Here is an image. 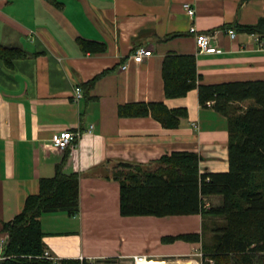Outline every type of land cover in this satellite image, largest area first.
<instances>
[{
  "label": "crops",
  "instance_id": "crops-1",
  "mask_svg": "<svg viewBox=\"0 0 264 264\" xmlns=\"http://www.w3.org/2000/svg\"><path fill=\"white\" fill-rule=\"evenodd\" d=\"M187 3L196 10L193 18ZM261 20L264 0H0V44L26 54L13 66L0 61V242L8 239L4 223L38 193L42 178L55 175L68 151L64 173L80 176V211L41 217L46 252L54 260L109 264L146 256L180 264L202 250L201 242L167 241L202 235L200 214L123 217L121 186L108 178L109 166L195 152L201 173H227V118L201 107L197 89L167 98L163 63L170 55L194 56L204 85L264 81L259 36L237 30ZM193 25L216 34L219 53L200 52ZM226 26L235 30L234 38ZM80 40L105 43L107 51L85 53ZM138 47L153 52L140 64L132 58ZM105 71L92 88L83 87ZM76 87L83 90L80 101L74 99ZM157 102L186 108L188 117L177 129H166L151 115H119L120 106ZM90 125L94 131L85 133ZM63 131L83 135L60 150L54 142ZM205 201L206 208L222 204L219 196Z\"/></svg>",
  "mask_w": 264,
  "mask_h": 264
},
{
  "label": "trees",
  "instance_id": "trees-1",
  "mask_svg": "<svg viewBox=\"0 0 264 264\" xmlns=\"http://www.w3.org/2000/svg\"><path fill=\"white\" fill-rule=\"evenodd\" d=\"M237 30L264 41V20L240 25ZM79 44L85 53L107 51L102 42L80 40ZM25 55L21 49L0 44V61L8 66ZM108 73L103 72L83 87L92 88ZM163 78L167 98H184L197 89L202 107L213 101V109L227 118L230 169L227 173H201V159L195 152H176L150 164L118 162L108 178L120 183L121 215L200 214L205 219L202 235H179L167 241L201 242L202 264H264V81L200 84L196 58L190 55L168 56L163 63ZM245 101L253 105L239 113L235 105ZM119 115H151L164 128L177 129L188 117V110L169 109L162 102L136 103L120 106ZM66 153L55 175L42 178L38 193L28 196L23 210L4 223L8 239L0 264H94L79 259L53 260L45 255L41 217L59 211L73 217L80 211V176L64 173L69 157ZM212 196L221 197L222 204L206 208L205 199Z\"/></svg>",
  "mask_w": 264,
  "mask_h": 264
},
{
  "label": "built area",
  "instance_id": "built-area-1",
  "mask_svg": "<svg viewBox=\"0 0 264 264\" xmlns=\"http://www.w3.org/2000/svg\"><path fill=\"white\" fill-rule=\"evenodd\" d=\"M184 7L186 9L187 14L190 17L193 18L196 16V10L191 4L187 3L184 5ZM190 33L192 35H194L200 52L207 53V54H216V53L220 52L218 47L213 44V41L216 39V34L200 32V30L197 28L196 25H193L190 28ZM228 34L230 35L231 38H234L236 36V32L234 29H229ZM259 41H260L262 47L264 48V41L260 40V39H259ZM152 54H153L152 50L144 48V47H138L135 50L132 58L136 63L140 64V63L144 62L146 58H149L150 56H152ZM122 69L126 70L127 66L124 65ZM83 97H84V94H83L82 88L76 87L74 99L76 101H80ZM210 103L211 102H208V104H210ZM93 131H94V126L90 125L89 128L85 131V133L91 134ZM82 135H83V133L80 131L79 132L63 131L55 139V142H54L55 148L60 149V150H67V149L73 147L74 144L77 142V140ZM5 243H6L5 241L0 242V259L2 258V251L4 249ZM45 255L48 258H51L54 260V258L52 256H50V254L48 252H46ZM146 259H147L146 256H137L134 258V262L136 264H138L139 262H142Z\"/></svg>",
  "mask_w": 264,
  "mask_h": 264
},
{
  "label": "rangeland",
  "instance_id": "rangeland-1",
  "mask_svg": "<svg viewBox=\"0 0 264 264\" xmlns=\"http://www.w3.org/2000/svg\"><path fill=\"white\" fill-rule=\"evenodd\" d=\"M210 102H211L210 104L207 103V107H213L214 106L215 103L213 101H210ZM252 103H253L252 101H245L242 103H237L235 105V107L239 113H244L245 111H247L249 109V107H251V105H253ZM109 167L112 170V169H114L115 164H112ZM203 258H204V254H203L202 250L200 249L198 251H195L193 253V255L188 258L187 262L185 261V263L202 264ZM98 264H100V263H98ZM102 264H104V263H102ZM109 264H136V263L134 261H127V262L122 261V262H110Z\"/></svg>",
  "mask_w": 264,
  "mask_h": 264
},
{
  "label": "bare ground",
  "instance_id": "bare-ground-1",
  "mask_svg": "<svg viewBox=\"0 0 264 264\" xmlns=\"http://www.w3.org/2000/svg\"><path fill=\"white\" fill-rule=\"evenodd\" d=\"M138 264H167V263L165 261H160V260H148V259H146L142 262H139ZM181 264H191V263L182 262Z\"/></svg>",
  "mask_w": 264,
  "mask_h": 264
}]
</instances>
